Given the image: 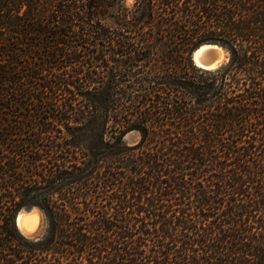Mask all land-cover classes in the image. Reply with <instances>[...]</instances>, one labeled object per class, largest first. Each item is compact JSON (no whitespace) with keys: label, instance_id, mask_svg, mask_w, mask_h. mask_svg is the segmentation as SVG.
<instances>
[{"label":"trees","instance_id":"16d2710c","mask_svg":"<svg viewBox=\"0 0 264 264\" xmlns=\"http://www.w3.org/2000/svg\"><path fill=\"white\" fill-rule=\"evenodd\" d=\"M0 264H264V0H0Z\"/></svg>","mask_w":264,"mask_h":264},{"label":"water","instance_id":"95a60500","mask_svg":"<svg viewBox=\"0 0 264 264\" xmlns=\"http://www.w3.org/2000/svg\"><path fill=\"white\" fill-rule=\"evenodd\" d=\"M198 49H196L193 52L192 58L196 63V65H198L199 67L205 69H215L224 65L229 60V51L220 44L217 43L206 44V48L197 56L196 53ZM22 211L28 214L29 212L33 211V208L32 210L23 209L18 213L16 217V223L19 228H20L19 215ZM33 219H34L33 217H29V216L22 217L21 220L23 226H25L27 229L30 230V232L28 233L27 232H23V233H25L29 237H38L40 232V226L35 225Z\"/></svg>","mask_w":264,"mask_h":264},{"label":"rangeland","instance_id":"374dc122","mask_svg":"<svg viewBox=\"0 0 264 264\" xmlns=\"http://www.w3.org/2000/svg\"><path fill=\"white\" fill-rule=\"evenodd\" d=\"M128 5H132L134 0H126ZM140 136L138 132H130L125 136V142L132 144L134 142H137L139 140ZM32 210V208H29ZM23 213V215H25V212H21ZM33 216H35V220H36V225L40 226V232H39V236H41L46 228V221H45V217L43 212L38 208V207H34L33 211H32ZM35 214V215H34Z\"/></svg>","mask_w":264,"mask_h":264},{"label":"bare ground","instance_id":"6f19581e","mask_svg":"<svg viewBox=\"0 0 264 264\" xmlns=\"http://www.w3.org/2000/svg\"><path fill=\"white\" fill-rule=\"evenodd\" d=\"M206 48V44H204V45H202L198 50H197V56L204 50ZM35 215V214H34ZM24 216H29V217H35V216H33V214H32V211L31 212H29L28 214H25V215H23V213H20V215H19V226H20V228H21V230L23 231V232H30V230L29 229H27L25 226H23V224H22V217H24ZM34 220V224L36 225V220H35V218L33 219Z\"/></svg>","mask_w":264,"mask_h":264}]
</instances>
